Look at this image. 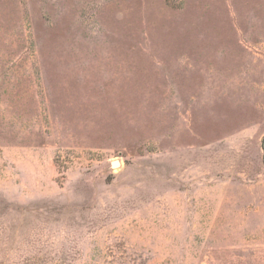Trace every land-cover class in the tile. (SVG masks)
Instances as JSON below:
<instances>
[{
	"label": "rangeland",
	"instance_id": "1",
	"mask_svg": "<svg viewBox=\"0 0 264 264\" xmlns=\"http://www.w3.org/2000/svg\"><path fill=\"white\" fill-rule=\"evenodd\" d=\"M0 264H264V0H0Z\"/></svg>",
	"mask_w": 264,
	"mask_h": 264
},
{
	"label": "bare ground",
	"instance_id": "2",
	"mask_svg": "<svg viewBox=\"0 0 264 264\" xmlns=\"http://www.w3.org/2000/svg\"><path fill=\"white\" fill-rule=\"evenodd\" d=\"M112 165H113V167H116L118 164L117 163H113Z\"/></svg>",
	"mask_w": 264,
	"mask_h": 264
},
{
	"label": "water",
	"instance_id": "3",
	"mask_svg": "<svg viewBox=\"0 0 264 264\" xmlns=\"http://www.w3.org/2000/svg\"><path fill=\"white\" fill-rule=\"evenodd\" d=\"M114 163H117V162H114ZM118 164V163H117Z\"/></svg>",
	"mask_w": 264,
	"mask_h": 264
}]
</instances>
